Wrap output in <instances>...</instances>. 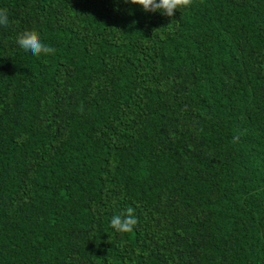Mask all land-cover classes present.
<instances>
[{"label":"trees","instance_id":"obj_1","mask_svg":"<svg viewBox=\"0 0 264 264\" xmlns=\"http://www.w3.org/2000/svg\"><path fill=\"white\" fill-rule=\"evenodd\" d=\"M0 9V264H264V0Z\"/></svg>","mask_w":264,"mask_h":264},{"label":"clouds","instance_id":"obj_2","mask_svg":"<svg viewBox=\"0 0 264 264\" xmlns=\"http://www.w3.org/2000/svg\"><path fill=\"white\" fill-rule=\"evenodd\" d=\"M125 4L139 6L144 13H159L169 18L178 11L187 9L191 0H122ZM9 23V16L6 11L0 9V26ZM18 48L25 56L41 58L55 56L56 49L45 43L41 36L31 31H25L16 39ZM138 223L134 209L129 207L126 213L114 214L110 218L109 225L117 233H129Z\"/></svg>","mask_w":264,"mask_h":264}]
</instances>
